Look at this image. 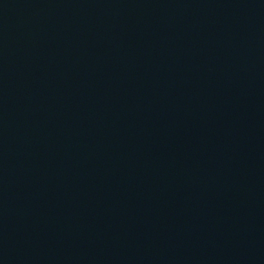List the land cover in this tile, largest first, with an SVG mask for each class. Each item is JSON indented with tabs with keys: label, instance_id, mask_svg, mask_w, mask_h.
Returning a JSON list of instances; mask_svg holds the SVG:
<instances>
[{
	"label": "water",
	"instance_id": "obj_1",
	"mask_svg": "<svg viewBox=\"0 0 264 264\" xmlns=\"http://www.w3.org/2000/svg\"><path fill=\"white\" fill-rule=\"evenodd\" d=\"M0 264H264V0H0Z\"/></svg>",
	"mask_w": 264,
	"mask_h": 264
}]
</instances>
